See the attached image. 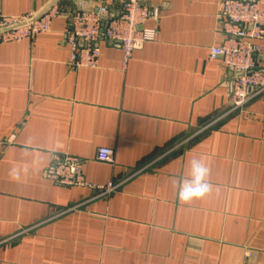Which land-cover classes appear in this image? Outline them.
<instances>
[{
	"label": "crops",
	"instance_id": "obj_1",
	"mask_svg": "<svg viewBox=\"0 0 264 264\" xmlns=\"http://www.w3.org/2000/svg\"><path fill=\"white\" fill-rule=\"evenodd\" d=\"M52 1L0 0V17ZM124 1L59 0L50 31L0 40V264H264V95L229 111L232 73L210 56L222 0H137L159 9L144 25L155 39L124 65L102 38L98 66L72 69L73 16ZM102 147L114 164L97 160ZM67 156L90 184L121 186L57 184ZM194 157L213 191L185 204L173 178Z\"/></svg>",
	"mask_w": 264,
	"mask_h": 264
},
{
	"label": "built area",
	"instance_id": "obj_2",
	"mask_svg": "<svg viewBox=\"0 0 264 264\" xmlns=\"http://www.w3.org/2000/svg\"><path fill=\"white\" fill-rule=\"evenodd\" d=\"M60 12V8L54 5L34 24L1 34L0 40H19L48 32L53 19ZM219 17L225 40L220 46L211 49L210 56L212 59L221 57L224 65L233 73L227 81L229 111L233 112L264 95V69L257 65V57L263 52L260 42L264 41V0H222ZM27 19L1 16L0 30ZM149 19L157 21L159 9H150L137 0L122 2L118 14L107 5L76 13L65 34L67 43L72 47L70 67H97L100 57L97 43L102 38L121 47L126 65L134 51L155 39L156 29L144 28ZM23 31L26 33L21 34ZM97 160L114 164V151L106 147L99 148ZM83 164L76 157H55L50 176L59 185L96 189L99 196L113 193L121 186V183L112 182L106 185L90 184L84 175Z\"/></svg>",
	"mask_w": 264,
	"mask_h": 264
},
{
	"label": "clouds",
	"instance_id": "obj_3",
	"mask_svg": "<svg viewBox=\"0 0 264 264\" xmlns=\"http://www.w3.org/2000/svg\"><path fill=\"white\" fill-rule=\"evenodd\" d=\"M209 171V166L203 158L194 157L188 162L187 175L173 178V187L182 203L202 199L213 191V186L208 180Z\"/></svg>",
	"mask_w": 264,
	"mask_h": 264
},
{
	"label": "water",
	"instance_id": "obj_4",
	"mask_svg": "<svg viewBox=\"0 0 264 264\" xmlns=\"http://www.w3.org/2000/svg\"><path fill=\"white\" fill-rule=\"evenodd\" d=\"M59 0H53L43 11H41L39 14H37L29 23H34L36 22L37 20H39L42 15L48 10L50 9L52 6H54ZM26 23H20V24H17V25H14V26H11V27H8V28H5V29H1L0 30V35L1 34H4L6 32H9V31H13V30H16L18 28H21L23 26H25ZM81 43L83 44V41H81ZM233 74V73H232Z\"/></svg>",
	"mask_w": 264,
	"mask_h": 264
},
{
	"label": "rangeland",
	"instance_id": "obj_5",
	"mask_svg": "<svg viewBox=\"0 0 264 264\" xmlns=\"http://www.w3.org/2000/svg\"><path fill=\"white\" fill-rule=\"evenodd\" d=\"M34 17H30V18H28L26 21H23L24 23H26V25L25 26H23V27H26V26H30V25H32V24H34V23H29L32 19H33ZM23 33H26V32H21V34H23Z\"/></svg>",
	"mask_w": 264,
	"mask_h": 264
}]
</instances>
